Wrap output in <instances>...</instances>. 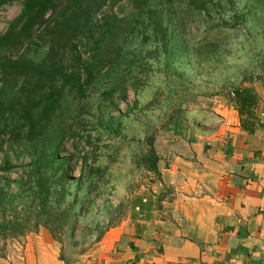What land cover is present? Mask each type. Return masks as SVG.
Listing matches in <instances>:
<instances>
[{
    "label": "trees",
    "instance_id": "16d2710c",
    "mask_svg": "<svg viewBox=\"0 0 264 264\" xmlns=\"http://www.w3.org/2000/svg\"><path fill=\"white\" fill-rule=\"evenodd\" d=\"M241 1L247 13L237 10ZM15 4L20 12L0 36V258L8 241L41 228L61 246L59 261L70 264L62 245L86 207L77 194L69 200L70 186L75 182L78 193L85 180L91 193L107 171L99 136L94 141L86 131L87 124L97 126L84 120L89 101L94 96L108 107L125 100L127 90L137 93L141 77L151 72L147 59L160 63L163 56L166 72L186 63L191 46L184 35L192 24L209 25L214 10L231 13L220 26L204 30L212 43L206 37L259 17L264 0H0V11ZM229 96L243 130L264 123L253 87H236ZM179 124L166 120L165 131L183 137ZM105 125L111 128L112 120ZM69 141L76 144L66 157ZM144 145L136 165L158 180L153 134ZM14 173L19 177L12 179Z\"/></svg>",
    "mask_w": 264,
    "mask_h": 264
},
{
    "label": "rangeland",
    "instance_id": "374dc122",
    "mask_svg": "<svg viewBox=\"0 0 264 264\" xmlns=\"http://www.w3.org/2000/svg\"><path fill=\"white\" fill-rule=\"evenodd\" d=\"M244 6L241 1L237 10L247 13ZM262 11L261 14L258 13L259 17H249L236 30L221 32L217 29L216 35L206 37L212 40L210 43L208 39H204V30L220 26L224 19L231 16V13L223 14L221 10L212 11L208 19L209 25L192 24L184 35L191 46L186 63L173 64L166 72L162 65L163 56L160 57V63L147 59L151 72L141 77L143 85L138 88L137 93L129 88L125 100L117 101L114 106L103 107L99 100L94 101V96L89 101L84 120H95L97 126L94 122L87 124L86 131L91 132L94 141L99 136L98 146L103 153L100 163L107 167V171L105 181H100L91 193L88 181L81 180L82 190L78 193L75 182L70 186L69 200L72 201L77 194L78 199L85 200L83 202L86 203L85 209L80 210L73 237H67L62 245L65 250L63 256L70 264H80L82 256L79 252H87L98 234L111 225H118L127 217L133 199L149 195L155 190L157 180L154 176L136 165L139 153L146 149V136L153 134L154 146L159 153L176 150L179 144L185 146L183 142L192 138L197 133L196 130L216 126L215 120H220L222 116L218 109L233 105L229 94L234 88L264 86V10ZM19 12L18 4L0 11V36ZM136 45L131 48L134 49ZM98 120L102 122L98 123ZM108 120H112L111 128L105 125ZM166 120H180L179 127L183 129L184 136H175L172 132L165 131ZM119 124V132H114ZM75 144L74 141L66 144L64 156L68 157L74 152ZM80 146L83 147L84 142ZM2 159L3 155L0 154V162ZM21 161L26 162L27 159L17 162ZM79 169L78 166V172ZM77 171L75 180L78 179ZM11 176L12 179L19 177L15 173ZM38 231L36 234L8 241L2 251L4 256L0 258V264H22L23 260L20 258L26 243L32 247L40 244L41 254L34 256L37 264H54V252H57L58 264H65L58 259L61 246L52 241L45 229L40 228Z\"/></svg>",
    "mask_w": 264,
    "mask_h": 264
},
{
    "label": "crops",
    "instance_id": "0c3cea01",
    "mask_svg": "<svg viewBox=\"0 0 264 264\" xmlns=\"http://www.w3.org/2000/svg\"><path fill=\"white\" fill-rule=\"evenodd\" d=\"M253 89L261 118L264 86ZM218 110L214 128L157 152L155 190L133 199L80 264H264V123L248 132L233 105ZM35 254L40 244L26 243L20 259L37 264Z\"/></svg>",
    "mask_w": 264,
    "mask_h": 264
},
{
    "label": "built area",
    "instance_id": "2783aa9c",
    "mask_svg": "<svg viewBox=\"0 0 264 264\" xmlns=\"http://www.w3.org/2000/svg\"><path fill=\"white\" fill-rule=\"evenodd\" d=\"M263 115L261 114V117H262ZM136 210H138V208H136Z\"/></svg>",
    "mask_w": 264,
    "mask_h": 264
}]
</instances>
